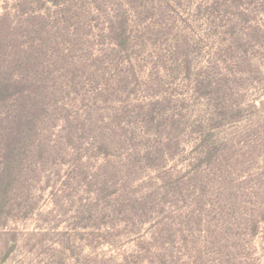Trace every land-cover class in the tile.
<instances>
[{
  "label": "rangeland",
  "instance_id": "rangeland-1",
  "mask_svg": "<svg viewBox=\"0 0 264 264\" xmlns=\"http://www.w3.org/2000/svg\"><path fill=\"white\" fill-rule=\"evenodd\" d=\"M0 29L46 105L0 264H264V0H0Z\"/></svg>",
  "mask_w": 264,
  "mask_h": 264
},
{
  "label": "trees",
  "instance_id": "trees-1",
  "mask_svg": "<svg viewBox=\"0 0 264 264\" xmlns=\"http://www.w3.org/2000/svg\"><path fill=\"white\" fill-rule=\"evenodd\" d=\"M19 68L14 49L0 47V224L6 222V207L18 200L11 194L24 183L35 144L31 140L45 130L41 118L46 105L39 97V86L32 88V80L19 73Z\"/></svg>",
  "mask_w": 264,
  "mask_h": 264
}]
</instances>
